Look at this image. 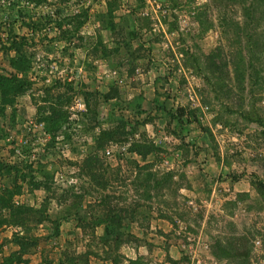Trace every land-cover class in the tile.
Wrapping results in <instances>:
<instances>
[{"label":"rangeland","instance_id":"1","mask_svg":"<svg viewBox=\"0 0 264 264\" xmlns=\"http://www.w3.org/2000/svg\"><path fill=\"white\" fill-rule=\"evenodd\" d=\"M219 8L216 0H0V73H17L10 60L21 56L18 75L31 82L11 104L0 96V162L22 169L13 203L49 218L33 230L26 264L85 251L88 264H264V193L255 184L264 182V133L243 115L264 110V85L239 90L231 65L219 82L207 70L209 53L234 48ZM56 96L69 117L53 137L38 110ZM121 119L134 135L105 144L100 166L84 170L100 131ZM133 138L155 151H130ZM12 179L1 171L0 190ZM104 203L131 241L115 247L113 234L104 241L103 226L91 224ZM19 231L0 228V264L18 250Z\"/></svg>","mask_w":264,"mask_h":264},{"label":"trees","instance_id":"2","mask_svg":"<svg viewBox=\"0 0 264 264\" xmlns=\"http://www.w3.org/2000/svg\"><path fill=\"white\" fill-rule=\"evenodd\" d=\"M216 4L219 8V26L221 32L230 39L231 45L234 46L233 50L226 51L224 47L216 48L206 56V67L210 73H212L217 82L223 78L221 76L222 71L229 65L232 66V72L234 73L235 84L239 90L245 88L251 89L253 87L263 88L264 85V0H216ZM230 9L233 13L232 16L227 15V9ZM12 48H15L18 41L12 39ZM17 48V47H16ZM221 61L220 63H218ZM10 64L16 68L17 73H11L4 75L0 73V96L2 102L5 104H11L15 97L24 94L30 89L31 82L20 75L24 71L22 67V57L18 56L15 59L10 60ZM218 71V74L215 72ZM218 84V83H217ZM248 86V87H247ZM68 88H71L69 85ZM55 87H50L51 92ZM88 93L83 92V98L85 100L86 107L89 110L90 100ZM50 95V94H49ZM51 96V95H50ZM105 98H110L109 94L104 95ZM56 102H52L50 98H44L43 101L48 102L47 106L39 107L38 112L46 111L47 114L41 116L40 120L45 123L48 132L54 134L59 131L64 123L68 122V109H63L60 101V96L55 97ZM68 101V100H67ZM253 111L244 110L243 115L251 122H255L263 128L264 133V110L255 108ZM86 114V111L83 112ZM126 123L121 119L119 124L114 129H102L99 135L96 137V150L86 155L84 160V170L86 168H98L100 159L98 156V150L104 148V145L110 141L124 142L127 141V135H134L135 130L130 132L125 131ZM155 145L148 142L146 139L139 140L132 139L129 150L135 152L142 158L148 154L154 152ZM4 170L8 176H13L12 188H5L0 190V228L4 226H13L19 228V233L14 232V243L18 246V250L10 253L5 257L2 264H13L22 262L27 263V260L23 257L31 247H34L36 240L33 233L35 227L42 222L48 220L47 215H42V211L34 210L30 206L24 204H14L12 201L13 195L20 190V186L17 185L16 179L22 173V169L19 164H3L0 162V173ZM88 176L91 180H96L97 176L93 172H88ZM257 184L256 189L260 193H264V182L260 180L255 181ZM37 187L44 186L43 183H34ZM101 185L100 183H98ZM34 186V187H35ZM109 196H106L108 198ZM106 204V203H104ZM103 204V205H104ZM101 205V206H103ZM105 213L96 217L92 221V225L95 227L103 226L104 235L101 237L104 241L108 236L114 235L115 247L120 246L126 241H131L132 234L128 233L127 236L123 235L120 231L122 226L121 217L113 216L116 211L115 205H107L103 209ZM128 224H126L127 226ZM83 227V225H78ZM20 232H22L20 234ZM55 235L58 234V226L55 227ZM134 240L137 237H133ZM86 252V251H85ZM79 253L77 255L68 256L64 255L59 259V264H88L86 259V253ZM114 263L116 259H112ZM136 260L129 259L130 264H134Z\"/></svg>","mask_w":264,"mask_h":264},{"label":"crops","instance_id":"3","mask_svg":"<svg viewBox=\"0 0 264 264\" xmlns=\"http://www.w3.org/2000/svg\"><path fill=\"white\" fill-rule=\"evenodd\" d=\"M99 228V227H98Z\"/></svg>","mask_w":264,"mask_h":264}]
</instances>
